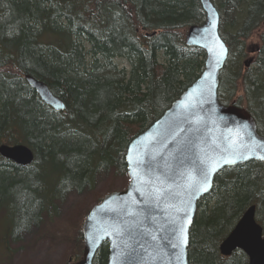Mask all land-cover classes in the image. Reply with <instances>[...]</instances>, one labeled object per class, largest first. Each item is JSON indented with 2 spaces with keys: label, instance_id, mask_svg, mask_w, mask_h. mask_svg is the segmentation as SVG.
Segmentation results:
<instances>
[{
  "label": "trees",
  "instance_id": "1",
  "mask_svg": "<svg viewBox=\"0 0 264 264\" xmlns=\"http://www.w3.org/2000/svg\"><path fill=\"white\" fill-rule=\"evenodd\" d=\"M214 1L230 46L220 98L246 104L260 128L264 0ZM204 18L200 0H0V142H29L39 157L34 166L21 168L0 155V214L12 212V200L19 208L20 232L38 225L47 212L55 214L54 196H47L45 188L53 191L57 186H47L44 179L45 166L53 158L60 160L66 175L64 189L93 187L100 168L125 172L130 138L159 118L203 71L206 51L188 45L185 35L189 24ZM148 31L155 33L149 36ZM258 31L261 47L254 66L246 67L245 55L253 48L248 42ZM160 51L165 61L159 60ZM115 56H124L130 68L119 66ZM24 69L45 78L65 99V110L37 99L19 77ZM260 131L264 133L263 126ZM39 176L44 186L40 190ZM214 184L199 200L190 264H249L246 251L237 249L227 256L219 246L249 204L258 205L264 226V162L252 159L224 168ZM73 235L71 256L77 260L84 248L82 224ZM16 236L13 227L8 229L4 245ZM108 254L109 245L103 244L94 264H106Z\"/></svg>",
  "mask_w": 264,
  "mask_h": 264
},
{
  "label": "water",
  "instance_id": "2",
  "mask_svg": "<svg viewBox=\"0 0 264 264\" xmlns=\"http://www.w3.org/2000/svg\"><path fill=\"white\" fill-rule=\"evenodd\" d=\"M207 16L189 24L186 43L206 51L203 71L159 118L135 135L127 149L126 188L108 192L82 222L84 251L74 264H94L109 245L106 264H190V236L198 202L214 187L219 171L252 159L264 162V133L246 106L220 99V76L230 46L221 35V12L200 0ZM253 58L245 61L248 66ZM54 108L66 103L45 81L28 76ZM0 154L22 164L33 161L24 143H0ZM257 205L243 212L220 244L227 255L240 247L249 264H264V227ZM186 238L187 243L182 241Z\"/></svg>",
  "mask_w": 264,
  "mask_h": 264
},
{
  "label": "rangeland",
  "instance_id": "3",
  "mask_svg": "<svg viewBox=\"0 0 264 264\" xmlns=\"http://www.w3.org/2000/svg\"><path fill=\"white\" fill-rule=\"evenodd\" d=\"M228 7L227 5V10ZM226 17L228 20L232 19L230 10L227 11ZM260 34L258 31L255 39L250 40L248 45H252L253 48L258 47ZM253 48L249 50L247 56L245 55V60L256 57V51ZM230 57L232 64L234 54ZM160 58L163 60L164 56L161 54ZM116 60L121 64H128L124 59ZM251 64L250 66H254V63ZM223 99L225 98H221L222 102H224ZM262 126L264 127L262 124L260 128ZM51 161L45 166V184L48 186V182H54L57 187L59 185L63 187L66 175L62 172L60 160L56 157ZM94 177L93 187L86 186L82 191L71 188L63 196L55 197V214L52 216L47 212L38 225L31 224L23 232H20L22 227L18 226L19 208L13 205L11 200L9 208L12 212L2 210L0 214V264H73L75 259L71 256L74 249L73 230L82 224L84 214L94 206L99 197H103L111 190L126 188L130 180L126 171L115 173L113 168L100 169ZM38 180L39 184L42 183V176H39ZM1 203L0 200V205ZM258 219L260 220L259 216ZM11 227H13V235L18 236L9 237V243L4 245V233Z\"/></svg>",
  "mask_w": 264,
  "mask_h": 264
},
{
  "label": "bare ground",
  "instance_id": "4",
  "mask_svg": "<svg viewBox=\"0 0 264 264\" xmlns=\"http://www.w3.org/2000/svg\"><path fill=\"white\" fill-rule=\"evenodd\" d=\"M214 1V0H213ZM202 3V2H201ZM215 3H216V1H215ZM217 5V4H216ZM202 7H203V4H202ZM203 9H204V7H203ZM204 12H205V9H204ZM206 16H207V13L205 12V18H206ZM221 17H222V15H221ZM205 18L204 19H202L201 21H200V23L201 22H203L204 20H205ZM62 20H65L64 18H62ZM228 20V19H227ZM220 23H221V20H220ZM221 25H222V23H221ZM190 26V25H189ZM189 29V28H188ZM156 31V30H155ZM155 31H148L147 32V34L150 36L152 33H155ZM220 32H221V27H220ZM221 35H222V33H221ZM224 37V36H223ZM225 38V37H224ZM256 52L259 50V46L258 47H256V48H253ZM229 53H230V51H229ZM163 55V51H160V53H159V60H161V61H165L164 59H165V57H164V59L162 60L161 58H160V55ZM164 56V55H163ZM229 56V55H228ZM91 58V55L89 54L88 55V59H90ZM116 59H124V60H126V62H128L127 61V59L126 58H124V56H115L114 57V61L115 62H117L118 64H119V66H126L127 68H130V63L128 62V64H121V62H119V61H117ZM228 59H229V57H228ZM227 59V60H228ZM89 61H91V59L89 60ZM227 62V61H226ZM225 66V65H224ZM245 66L246 67H248L246 64H245ZM223 69V68H222ZM33 76V77H35V78H37L38 80H40V81H45L47 84H48V87L51 89V91L53 92V94L54 95H57V96H60V94L59 93H57L56 92V90H54V88H52L51 86H50V84L46 81V79L45 78H42V77H40V76H38V75H36L35 74V72H33V71H30V70H28V69H24V71L20 74V78H22V80L24 81V83H25V85L28 87V88H30V89H32V91H33V93H35L36 94V97H37V99H41L43 102H45L47 105H49V106H51L53 109H55L54 108V106L49 102V101H47L45 98H43V96H42V94H41V92H40V90L33 84V83H31V81H30V79H29V77L28 76ZM61 97V96H60ZM62 98V97H61ZM63 99V98H62ZM64 101H65V99H64ZM65 103H66V101H65ZM237 104H240V103H237ZM241 105V104H240ZM66 108V107H65ZM57 109V108H56ZM55 109V110H56ZM57 110H59V109H57ZM65 110V109H64ZM256 116V115H255ZM158 119V118H157ZM156 119V120H157ZM156 120H154V121H156ZM153 121V122H154ZM153 122H151V123H153ZM150 123V124H151ZM149 124V125H150ZM148 127V126H147ZM146 127V128H147ZM145 129V128H144ZM144 129H142L141 131H139V132H137V134L138 133H140V132H142V131H144ZM136 134V135H137ZM135 136V135H134ZM133 136V137H134ZM133 137H131L130 138V140L128 141L129 143H128V146H129V144H130V141L132 140V138ZM1 142H5V141H1ZM0 142V143H1ZM6 143H9L11 146L12 145H14V144H18V143H24V144H26L27 146H29L31 149H32V151H33V157H34V159H33V161H31V162H29V163H26V164H22V163H20V162H18L16 159H14V158H9V157H7V156H3L2 154H0V155H2L3 157H5V158H7V159H9V160H13L18 166H20L21 168H24V167H28V166H34L35 165V163L38 161V154H37V151H36V149L34 148V146H32L29 142H25V141H23V142H13V141H11V143L10 142H6ZM128 146H127V148H126V152H127V149H128ZM125 152V153H126ZM125 162H126V165H127V153H126V155H125ZM230 166H234V165H230ZM230 166H228V167H230ZM227 167V168H228ZM104 168H113L114 169V171H115V173H122V172H120V171H118L114 166H108V167H104ZM104 168H100V169H104ZM100 169H98V170H100ZM97 170V171H98ZM126 170H127V168H126ZM97 171L95 172V174L97 173ZM86 186H88V187H90L91 188V186L89 185V184H86L85 186H84V188L86 187ZM44 188V186H43V183H40V184H38V189L40 190V189H43ZM71 188H76V187H71ZM70 188V189H71ZM38 189H36V194H39L40 195V193H39V191H38ZM70 189H64V187H62V185H59V187H55L54 188V190L53 191H49V190H47V188H45V191L47 192L46 193V195L48 196V194H49V196L51 195V196H54V198L53 199H55V197H59V195L60 196H63L66 192H68V191H70ZM76 189H78V188H76ZM80 190V189H79ZM80 191H82V190H80ZM111 191H114V190H111ZM111 191H109V192H111ZM108 193V192H107ZM209 193V192H208ZM106 194V193H105ZM208 195V194H207ZM105 196V195H104ZM103 196V197H104ZM102 196L101 197H99L97 200V202L96 203H98V202H100V201H102V198H103ZM254 204V203H253ZM256 204V203H255ZM251 206V204H249V206L248 207H250ZM257 210H258V205H257V208H256V214H255V216L257 217V220L260 222V224L263 226V224H262V222H261V220H259L258 219V216H257ZM198 212H199V209H198V211H197V214H198ZM87 214H88V212H87ZM86 214V215H87ZM85 215V216H86ZM196 217H197V215H196ZM195 217V218H196ZM84 219V218H83ZM83 222V221H82ZM264 227V226H263ZM23 232V231H22ZM231 232V231H230ZM229 234V233H228ZM227 234V235H228ZM226 235V236H227ZM225 237H223L221 240L223 241V239H224ZM221 241V242H222ZM221 244V243H220ZM83 245H84V243H83ZM237 249H241V250H243L242 248H240V247H237V248H235V249H233V252L235 251V250H237ZM219 250H220V246H219ZM83 251H84V248H83ZM244 251V250H243ZM221 252V251H220ZM233 254V253H232ZM232 254H227V256H230V255H232ZM246 254L248 255V253L246 252ZM82 255H83V252H82ZM82 255H81V257H82ZM96 256V255H95ZM81 257L79 258V259H81ZM96 258V257H95ZM109 258V257H108ZM248 258H249V255H248ZM79 259H77V260H79ZM77 260H74V262H76ZM94 261H95V259H94ZM108 262V261H107ZM106 262V263H107ZM74 264V263H73Z\"/></svg>",
  "mask_w": 264,
  "mask_h": 264
},
{
  "label": "snow or ice",
  "instance_id": "5",
  "mask_svg": "<svg viewBox=\"0 0 264 264\" xmlns=\"http://www.w3.org/2000/svg\"><path fill=\"white\" fill-rule=\"evenodd\" d=\"M183 243H187V240H186V238L182 241Z\"/></svg>",
  "mask_w": 264,
  "mask_h": 264
},
{
  "label": "flooded vegetation",
  "instance_id": "6",
  "mask_svg": "<svg viewBox=\"0 0 264 264\" xmlns=\"http://www.w3.org/2000/svg\"><path fill=\"white\" fill-rule=\"evenodd\" d=\"M261 46H259V48H260ZM249 259V258H248Z\"/></svg>",
  "mask_w": 264,
  "mask_h": 264
}]
</instances>
